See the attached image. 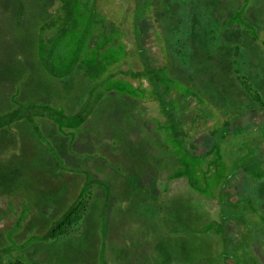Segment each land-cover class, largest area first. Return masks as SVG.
<instances>
[{
	"label": "trees",
	"instance_id": "16d2710c",
	"mask_svg": "<svg viewBox=\"0 0 264 264\" xmlns=\"http://www.w3.org/2000/svg\"><path fill=\"white\" fill-rule=\"evenodd\" d=\"M249 1L237 14L246 28L257 23ZM157 6L0 0V264H17V255L36 254L34 244L97 220L112 243L126 236L115 237L109 213L98 212L111 194L118 209L137 205L138 235L129 239L149 247L148 258L161 240L165 257L180 245L172 264H184L187 251L190 264H264V100L256 94L259 105L225 114L212 98L211 67L191 72L172 57ZM111 127L125 134L127 154L117 133L109 139ZM90 132L103 138L92 143ZM23 137L24 158L43 178L33 189L20 177L25 163L14 142ZM48 190L54 196L37 204Z\"/></svg>",
	"mask_w": 264,
	"mask_h": 264
},
{
	"label": "rangeland",
	"instance_id": "374dc122",
	"mask_svg": "<svg viewBox=\"0 0 264 264\" xmlns=\"http://www.w3.org/2000/svg\"><path fill=\"white\" fill-rule=\"evenodd\" d=\"M189 1L159 0V7L154 8L155 20L158 21L160 28L165 32L166 43L172 57L177 60L178 64L183 65V68L186 67L191 72L201 66L205 69V75L207 73V67H211L209 76L213 75L215 77V83L217 81L218 83L222 82V85L220 84L219 86L217 83L216 87L210 90L212 98L223 109L225 114H237L243 111V109L245 110L246 108H253L259 105L260 103L256 98V94L264 100V44L258 38H264V35H261L262 31H264V0H250L248 2L249 4L246 5L247 9L249 7L254 9V15L257 19V23L253 19H250V28H246L242 23H239L240 17L237 15L238 10L244 6V0H208L204 6L207 19L204 14H200L196 10L192 11ZM195 4H201V7L203 5L201 0H196ZM142 9L144 7L140 6L136 13L140 15ZM211 9L214 11L213 17L211 15V12H213ZM229 12H232L230 17L228 16ZM253 27L259 35L256 38L250 32ZM232 29H247L249 30L247 33L248 36L240 33L237 34L236 32V35H234L231 32ZM228 37L230 39L231 37L233 38L228 41ZM196 52H198V56L195 58ZM213 52L217 55L215 54L211 59H207L208 55ZM198 82L201 84L200 80ZM118 122L119 120L112 126H118L116 125ZM114 127H111V130L107 132L109 135L107 136L111 139L114 132L117 133L118 135L116 136L119 137L118 139H121V142L124 140L123 154H127L129 149L127 148V141L125 140L126 136L121 129L116 130ZM90 134V141L92 143L100 141L103 138L101 133H93V135L90 132ZM4 137L8 140L9 135L4 134ZM260 138L264 139L263 133H261ZM17 140L14 143L17 144L18 142L20 145H16L17 147L15 148L20 152L23 159L24 154H26L24 145L26 137H23L21 141H19L20 139ZM3 141H0V157L2 156L1 150L4 147V144H1ZM27 143L32 148L29 145V139ZM11 145L5 146V149L9 150ZM44 152L45 148L42 151L43 159H49L47 155L43 154ZM76 156H79V154L76 153ZM86 156L83 155L79 160L84 162L87 158ZM29 159V156L24 158L25 171L20 177H24L25 184L28 188L31 186L30 189H33V186L41 184L43 178L36 174V165L29 163ZM128 166L129 168H134L138 165L131 163ZM126 177L127 179L130 178L129 176ZM13 183L15 185L17 180ZM8 187L11 186L6 184L1 185L3 190ZM51 196H54V194L50 190L47 191L45 196L37 195L36 203L38 204V201L44 198L49 200ZM113 196L115 195H107L108 201H104L103 198L104 202L100 205L98 212L99 214L100 212H105L107 213L106 215L109 213L108 221L110 229L114 226L117 227L115 237H118L122 233L128 235L119 236L118 241L123 240V242L115 241L112 243L111 240L106 238L107 234L103 225H100L101 223L97 220L96 225L87 224L85 226L83 224L79 227L76 226L73 232L65 234L63 237L42 240L43 242L36 243V245L33 243L32 250L37 249V251L35 250L36 254L33 253L34 256L17 255L12 259L16 262L18 257L17 264H172L169 260L172 256L175 257L177 255L180 245H175L169 254L170 256L165 257L162 254V248L159 247L162 241H153L156 249H154L153 245L150 246L152 255L148 258L145 254H148L149 247L138 250L137 244L131 242L129 239L132 238L133 234L138 235L139 224H136L137 218H135L138 214V211L135 209L137 205L134 204L129 208L128 204H125L121 206L122 210L118 209L119 207L113 205L117 203V200ZM112 205L115 207H112ZM107 207H109L108 211ZM191 208H193L192 205L186 210L192 212ZM124 212L127 213L124 215ZM159 225L162 228L164 236H166L165 231L168 225L164 224L162 218L159 220ZM174 234V243H178L179 240L181 241L178 237L181 234L179 232H175ZM192 237L194 236L192 235L190 237V235H186L189 243ZM32 240H34V237ZM180 257L184 259V264L191 263L188 259L189 251L180 253ZM196 259L199 262L201 261L197 257ZM200 264H205V262H201ZM209 264H218V262L216 263V261L214 262L212 260L209 261Z\"/></svg>",
	"mask_w": 264,
	"mask_h": 264
},
{
	"label": "flooded vegetation",
	"instance_id": "af4514ba",
	"mask_svg": "<svg viewBox=\"0 0 264 264\" xmlns=\"http://www.w3.org/2000/svg\"><path fill=\"white\" fill-rule=\"evenodd\" d=\"M192 3H194V4H192ZM196 3V0H190L189 1V4H190V9L192 10V11H195L196 10V12H198V13H200V14H204V16H205V14H206V10L204 9V5H202V7L200 6V5H196L195 4ZM198 8V9H197ZM154 15H155V11H154ZM205 18L207 19V17L205 16Z\"/></svg>",
	"mask_w": 264,
	"mask_h": 264
}]
</instances>
